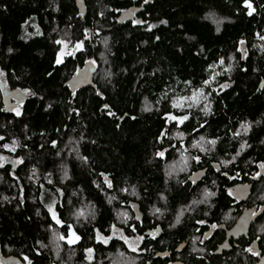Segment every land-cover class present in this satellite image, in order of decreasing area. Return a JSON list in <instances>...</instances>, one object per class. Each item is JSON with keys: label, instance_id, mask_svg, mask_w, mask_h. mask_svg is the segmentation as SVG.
<instances>
[{"label": "trees", "instance_id": "1", "mask_svg": "<svg viewBox=\"0 0 264 264\" xmlns=\"http://www.w3.org/2000/svg\"><path fill=\"white\" fill-rule=\"evenodd\" d=\"M84 2L86 15L82 18L75 0H0V69L6 73L0 81V136L4 137L0 145L11 146L12 140L19 142L14 152L0 147V156L7 153L23 161L15 165L7 160L0 167V254L16 258L21 264L24 256L34 264H130L133 259L136 264H168V257L154 255L155 249L163 250L167 246L183 264H253L251 257L239 250L222 257L191 254L188 247L197 226L194 222L203 218L219 219L225 209L234 216L236 203L222 189L220 180L224 184L226 179L219 175L216 197H211L207 204H196L191 212L185 211L180 223L175 228L169 227L176 220L179 206L187 204L201 185H212L211 179L215 178L208 168L211 175L207 174L192 186L182 173L169 179L165 165L173 162L174 150L180 145L171 146L162 159L154 153L163 148L156 143L161 131L165 133L161 142L174 140L175 130L186 134L182 142L187 148L192 137L216 139L217 143L210 145V153L203 154L198 149L192 152L207 163L214 161L228 176H235L230 183L241 178L250 185L248 205L253 204L258 193L264 195V175L252 179L258 171V162L264 161L261 143L264 140V86L258 89L264 77V52L260 50L264 40L257 36L264 35V8L260 7L264 0H250L256 9L252 17L245 14L243 0ZM161 19L168 23L159 24ZM215 19L221 21L219 32ZM134 20L146 23L134 24ZM148 24L155 27L149 31ZM37 28L39 36L35 35ZM85 30L87 40H84ZM105 37L107 44L103 42ZM57 39L69 46L83 41L85 49L65 56L63 64L55 65L59 50L55 44ZM240 40H244L247 51L243 60L236 50ZM9 47L14 50L11 54L7 52ZM201 48L203 52L194 55ZM229 56L233 57L232 69L224 72L216 61L223 57V67H227ZM85 60L95 63L89 65ZM210 64L216 65L215 72L220 73L211 85L219 95L202 85L204 79L213 75V69L208 68ZM49 72L51 76L47 75ZM106 72L111 75L106 76ZM72 78L88 84L72 89L64 84ZM185 80L190 82L188 86L183 83ZM224 83L230 87L220 92L217 85ZM201 87L211 101L210 115L205 116L201 111L204 101L193 107H171L174 99L187 98ZM23 89L35 95L26 94ZM97 91L100 96L96 95ZM69 99L73 101L71 106L79 110V117L69 112ZM105 103L116 117L101 111ZM146 104L151 106V111H143ZM17 105L22 113L20 117L10 111ZM166 112L187 115L188 119L179 126L175 121L165 123ZM125 113L127 116L119 119ZM244 122L250 125L248 134L241 131L234 138L232 133ZM53 140L56 147H52ZM241 142L250 147L241 151L227 167L221 164V160L235 156ZM70 149H78L89 164L85 166ZM65 166L68 179H63ZM33 168L36 169L35 183L29 179ZM102 174L110 178L112 188L106 187ZM48 179L52 180L51 184ZM122 188L127 191H119ZM133 189L136 196L129 195ZM108 195L116 197L111 204ZM161 196L165 199L161 200ZM131 198L143 210L151 205L160 207L159 218L143 211V224L133 221L131 211L121 204ZM53 200L56 201L54 210L62 221L59 226L45 207ZM79 203L92 207L87 222L78 223L74 218L72 210ZM123 207L129 215L127 224L118 223L115 215V210ZM115 221L125 235L145 237L144 225L151 226L157 221L161 222L162 233L152 242L153 249L146 247L144 238L137 252L130 251L115 237L107 245L97 242L96 231L109 236ZM69 224L80 240L72 245L56 240L62 248L57 259L49 247V231L54 228L65 235ZM131 227L137 231L132 232ZM253 229L254 225L250 237ZM37 241L45 247L39 248ZM180 243L184 244L182 250L174 252ZM87 248L93 249L91 260L85 258ZM34 249L41 254L37 256Z\"/></svg>", "mask_w": 264, "mask_h": 264}, {"label": "snow or ice", "instance_id": "2", "mask_svg": "<svg viewBox=\"0 0 264 264\" xmlns=\"http://www.w3.org/2000/svg\"><path fill=\"white\" fill-rule=\"evenodd\" d=\"M144 3L147 4L149 3V0H144ZM242 7L244 9H246V12L245 14L249 17H252L256 11V9L254 8L253 4L250 2V0H243V3H242ZM261 8H264V5H261L260 6ZM53 11H55V9H53ZM111 11V9H110ZM101 15H103V13H101ZM25 23H27V21H25ZM134 24L136 23H146V22H141V21H133ZM168 22L166 20H163L161 19L159 21V24L161 25H166ZM214 23L217 24V28H216V31L219 32L220 31V28H219V24L221 23V21L219 19H215L214 20ZM33 27H35V25H33ZM155 25L153 24H148L147 25V30H151L152 28H154ZM55 31V29L53 30ZM35 35L39 36L41 35L39 29L37 28L36 31H35ZM258 36V39L260 40H264V35H260V34H257ZM88 39V35H87V30H85V35H84V40H87ZM156 39L158 40L159 37H156ZM189 39H192L191 37H189ZM105 44H107V37L104 38V41H103ZM244 40H240L237 42L238 44V47H237V52H241L242 55L240 57L241 60L245 59L246 56H247V51L243 48V45H244ZM55 44L59 46V50H57L56 52V56H55V65H61L64 63V57L65 56H73L76 52H82L84 51L85 49V44L83 43V41H77L74 45H72V51H66V49L69 47V44L66 43L64 40L62 39H57L55 41ZM262 52H264V47H262L260 49ZM13 49L11 47H9L7 49V52L9 54L13 53ZM203 52V48L200 49V51L198 53H194V55H199L200 53ZM228 61H229V64L227 67H223L225 61H224V58L221 57L219 58L217 61H216V64L220 65L222 68H223V71L224 72H230L231 69H232V64H231V61L233 59L232 56H229L228 58ZM84 63L86 64H89V65H93L95 63V61H92V60H85ZM215 66L216 65H213V64H210L208 65V68L210 69H213V75L212 76H209L207 79H204L202 81V85L205 86V87H208V88H211V92L212 93H215L216 95H219V92H217V89L216 88H213L211 85H212V81L214 80L215 76L217 75H220L219 72H215ZM246 69H241V71H245ZM207 71V69H206ZM253 71H255V69H253ZM6 73L3 69H0V81H3V78L5 77ZM48 76H51L52 73L49 72L47 73ZM106 76H110L111 73H105ZM179 82V81H178ZM186 86H188L190 84V82L188 80H185L183 82ZM217 87L219 88V91L220 92H223L225 89H227L228 87H230V85L228 83H224V84H218ZM23 91L26 93V94H29V95H35V93H32L30 92L29 89H23ZM169 91H171V88H169ZM96 95L100 96L101 93L99 91H97ZM168 96V93L165 92L163 94V98H167ZM203 100L204 101V104L205 106L201 109V111L203 112V114L205 116H208L211 114V101L209 100V96L208 95H205L204 94V88L201 87V88H197L196 91L193 93L192 96L190 97H177L176 99H174L171 103V107L173 109H179L181 107H183V101L185 100H189L191 101L192 103L188 104L187 106L188 107H193L196 103L199 102V100ZM68 104H69V112L70 113H74L77 117L80 116V112L79 110H77L75 107H72L71 105L73 104V101L71 99L68 100ZM48 107H51V105H48ZM152 108L150 105H145V107L143 108V111L145 112H148V111H151ZM10 111L14 114V116L16 117H20L22 115L21 111L19 110V105H17L16 107L10 109ZM101 111H103L107 116L109 117H116V113L113 112L109 105L108 104H104L102 105L101 107ZM127 116V113L124 114V116H121L119 117V119H124L125 117ZM130 119H135V117H130ZM163 119L165 120V123H168L170 121H175L177 123V126H179L180 124H182L185 120L188 119V116L187 115H181V116H176V115H173L171 112H166ZM256 123H259V121H257ZM119 126V125H117ZM0 127H2V125H0ZM200 127H204L203 124L200 125ZM250 130V125L247 123V122H244L240 125V128L237 129L235 132L232 133V136L235 138L237 136H239L241 134V131H243V134L244 135H247L248 132ZM195 131V129H194ZM165 135V133L163 131H161L160 133V136L156 138V143H160L161 140L160 138L163 137ZM181 138L183 137V133H179L178 134ZM83 139V137H81ZM218 139V138H217ZM4 140V137L3 136H0V141H3ZM94 142V141H93ZM208 144V145H215L217 143V140L216 139H213V140H208V141H204V138L201 137L200 138V142H196L193 144V147H199L200 151L201 152H204V153H207V152H211L212 151V148H205L204 147V144ZM261 143L264 144V140H261ZM19 142L17 140H12L11 141V146L8 144V143H4L2 145H0V147H3L5 150L7 151H10V152H14L16 150V147L18 146ZM52 144V147H56V141L53 140L51 142ZM181 147H183V145H181ZM246 147H250V145L246 144V142H241L240 143V146H239V149L237 150L236 154L234 157H232L231 160H221L220 163L223 164L225 167H227L229 164L233 163V161L235 160V158L237 156L240 155L241 151H243ZM70 151H75L76 153V156H77V159H79L85 166L89 164V161L87 159V157L83 156L80 154L79 150L78 149H70ZM167 151V149H164L163 151L161 150H157L154 155L156 157H159V158H164V155H165V152ZM57 155H60L59 152H57ZM187 157L184 156L183 152H181V162L184 163V167H181L179 168L178 170L183 172V171H186L187 170ZM191 160H194L196 161L197 163H199L200 161V157L199 156H192L190 157ZM4 160V157L0 156V161H3ZM15 165H19V164H22L23 161L20 159V158H17L15 160ZM0 167H3V163H0ZM258 169H260L261 171H256L253 175H252V179L253 180H256L257 177H261L262 175H264V162H261L259 164H257L256 166ZM217 171H219V169H217ZM166 175H171V172L169 173H166ZM237 175H239V173H237ZM36 176V169L33 168L32 169V175L29 176V179L32 180L33 183H35V179H33V177ZM15 179V177H13ZM68 172H67V168L65 166L64 168V176H63V179H68ZM106 179V187L107 188H112L113 185L110 181H107V178ZM189 179H191V177H189ZM48 183L51 184L52 183V180L51 179H48ZM179 183L183 184L184 182L183 181H179ZM41 187H43L41 185ZM245 188L247 187V185L244 186ZM119 191L121 192H126L127 189H120ZM56 192L59 193L60 192V189L57 188L56 189ZM228 194L231 196L232 195V192L231 190H229ZM73 195H75V193H73ZM129 195H132V196H136L137 193L135 192V190L133 189ZM216 196V192H213V191H209L207 188L203 189V195H202V198L200 200H194L192 203L193 205L195 204H200V203H204V204H207L208 203V200L209 198L211 197H214ZM5 200H7L8 198L7 197H4ZM116 197L115 196H112L108 199V203L111 204L113 202V200H115ZM161 200L165 199L164 196H161L160 197ZM23 203V200H21V204ZM56 201L53 200L50 204H47L45 205V207L47 208V211L48 213L50 214L51 216V219L53 220V222L59 226L61 225L62 221L57 217V214H56V211H54L53 209V204H55ZM209 207H211V205H209ZM189 209L188 208H184L183 211L181 212H178L177 213V216H176V220L174 223L170 224L169 227L171 228H175L177 224L180 223V217L183 215V213L185 211H188ZM151 212L153 215H157V214H161V210L159 208H156L155 206H153V208L151 209ZM256 213H252V215H255ZM36 215L39 216L40 215V211L39 209L37 210L36 212ZM84 215V213H81V212H76L75 213V216L77 217H80ZM205 216L208 215V212H205L204 213ZM121 217H123V220L121 221L122 223H125L127 224L128 222V219H129V216H128V213L127 212H118L117 213V219H120ZM157 218H159V216H157ZM138 219V218H136ZM198 224H203L204 221L203 220H198L197 221ZM51 227V226H50ZM68 237L67 239L64 237V236H61L58 232H55L54 231V237L56 240H65L66 239V242L69 244V245H72L74 243H76L77 241L80 240V237L73 231V227L71 224H69L68 226ZM112 232H113V235H117V238L118 239H121L123 240L124 244H126L128 247H129V250L132 251V252H137V249L139 247V242L142 241L144 239L143 236H140V235H137L134 237L133 240H129L128 237L124 236L123 232L120 231L119 229H117L115 227V225H112ZM213 228L216 227V225H212ZM94 231H96L94 229ZM131 231L132 232H136L137 229L135 227H131ZM151 235V233L149 234ZM207 238V236H205V239ZM261 237L260 236H257L256 239H260ZM112 239V236H103L99 233V231H96V241L99 242V243H102L104 245H107L109 240ZM38 245H39V248H44L45 245H43L42 243H40V241H37L36 242ZM201 243H203V241H201ZM253 243H255V241H253ZM56 250L57 252L59 251V245L56 244ZM34 251L36 252V255L39 256L41 253L38 249H34ZM195 251V249H194ZM202 251V249H201ZM245 251H251L253 255H256L257 253L255 252L254 249H245ZM93 252V249L91 248H87L85 249V253H86V256L85 258L88 259V260H91V253ZM157 255H164V256H167L168 253L165 252L163 254L161 253H157ZM23 261H24V264H34V262L32 260H30L27 256H24L23 257ZM130 264H136L135 260H131L130 261Z\"/></svg>", "mask_w": 264, "mask_h": 264}, {"label": "flooded vegetation", "instance_id": "3", "mask_svg": "<svg viewBox=\"0 0 264 264\" xmlns=\"http://www.w3.org/2000/svg\"><path fill=\"white\" fill-rule=\"evenodd\" d=\"M81 81V80H80ZM82 82V81H81ZM159 144L163 145V148H160L159 150L163 151L164 149L170 150L171 146L179 144L183 145L182 150L188 151V148L184 146V142L178 143L174 140H165L164 142H160ZM177 149L174 150V152ZM166 151V152H167ZM191 153H193L191 151ZM193 153L192 156L194 155ZM210 162L203 161L200 158L199 163L193 160V163L187 168V170L182 173L186 175V180L188 181L189 186L197 184L199 181H201L205 176L208 174V168L213 171V174L211 175L215 179H211L212 185L209 183V189L210 191L216 192L218 190V181L217 177L221 175L222 178L226 179V183L223 184V181L220 180L222 189L225 191L226 194H228L229 190H231L232 195L231 198L233 199L234 203H236V215H234L233 220L228 219L227 215V209L223 210L220 214L219 219H200L203 220V224H198L196 220L194 223L197 225L195 228L194 235L190 237V246L188 247L190 249L191 254H194L198 257H205L206 255H215V256H225L230 251L239 250L243 253L244 256H250L253 260V264H264V223L262 221V217L264 216V195L262 193H258V197L254 200L252 205H248V199H249V189H246L247 187H250L248 185L246 188L244 187L246 184L241 181L240 179H237L235 182H231V179H235V176H228L227 172L224 171L222 168H220L216 163H213L214 161L209 160ZM264 162V161H263ZM261 162H258V164ZM219 169V171H217ZM203 170V172H202ZM258 171H261L258 169ZM191 177V179H189ZM259 178V177H257ZM106 184V181L104 182ZM215 184V186H214ZM215 187V188H213ZM216 196H214L215 198ZM213 198V197H212ZM129 202H136L138 201L135 199H127L125 203H121L122 205L126 206L130 211L131 208L128 205ZM139 204V203H138ZM155 205H151L153 207ZM150 207V208H151ZM150 208L141 209L139 205V209L142 212L143 211H149ZM132 213V211H131ZM252 213H256L255 215H252ZM133 217V213L131 215V219ZM147 217V215L144 213V218ZM143 221V217L141 222H139L141 225ZM237 226L234 228L232 232H230V229L236 224ZM161 222L157 221L154 222L151 226L144 225L143 234L145 235V245L147 248H152V242L155 241V239H158L159 236L162 233V227ZM212 225H216L215 228L212 227ZM254 225V234L252 237H250V229ZM67 232V230H66ZM65 232V235H66ZM151 233V235H149ZM215 235H219V238L214 239L213 237ZM205 236L207 238L205 239ZM257 236H260V239H256ZM213 239V240H212ZM203 241V243H201ZM213 243H210V242ZM255 241V243H253ZM188 242V238H187ZM186 243V242H185ZM209 244V245H208ZM184 244L180 243V245L175 247L174 252L176 253L180 252L182 250ZM165 249L159 250L155 249L156 253L154 255L158 256L157 253H165L167 252L168 255H159L160 258L168 257V264H183L179 259L178 256L175 255V253H171V250H169V247H164ZM195 249V251H194ZM202 249V251H201ZM245 249H254L257 253L256 255H253L251 251H245ZM171 254H174V256ZM176 256V258H175ZM172 258V259H171ZM14 262V263H13ZM11 262V259H7L6 257L2 256L0 254V264H16V260Z\"/></svg>", "mask_w": 264, "mask_h": 264}, {"label": "rangeland", "instance_id": "4", "mask_svg": "<svg viewBox=\"0 0 264 264\" xmlns=\"http://www.w3.org/2000/svg\"><path fill=\"white\" fill-rule=\"evenodd\" d=\"M245 49V48H244ZM246 50V49H245ZM66 51H72V46H69L67 49H66ZM241 53V52H240ZM241 55H242V53H241ZM193 94H191L190 96H192ZM189 96V97H190ZM203 102V100L201 99V100H199V102L198 103H196L195 105L197 106V105H199L200 103H202ZM183 103V106H185V105H188V104H186V103H192L191 101H189V100H185V101H183L182 102ZM204 107V106H203ZM243 132V131H242ZM179 133H182V132H180V131H178V130H175L174 132H173V139L175 140L176 139V141L178 142V143H181L182 142V140H184V139H186L187 138V135L186 134H184L183 133V137L181 138L178 134ZM201 138V137H200ZM200 138H196V137H192L191 138V140H190V142H188V151L186 152V151H183V150H181L179 147H178V149L174 152V160H173V162H169V163H167L166 165H165V173H169V172H171V175H166L169 179H170V177H175V176H177L178 174H180V173H184L185 171H183V172H181V171H179L178 169L179 168H181V167H184V163H182L181 162V152H183V154H184V156L185 157H187V158H189V159H187V168L191 165V159H190V157H192V155L193 154H191V151H197V149L200 151V149H199V147H193V144L194 143H196V142H200ZM204 138V137H203ZM204 141L206 142V141H208V139H206V138H204ZM204 147L205 148H212V146H210V145H208V144H204ZM201 152V151H200ZM201 153H203V154H207V153H210V152H207V153H204V152H201ZM195 155V154H194ZM195 156H197V155H195ZM2 157H4V160L3 161H0V163H4L5 161H7V160H9V161H12L13 163L15 162V159H13L12 157H10L9 156V154H7L6 153V156L4 155V156H2ZM32 175V174H31ZM34 179H35V177H33ZM205 188H207L209 191H210V187H209V184H204V185H201L198 189H197V192L195 193V195H193L190 199H189V202L187 203V204H185V205H180L179 206V212H181V211H183V209L184 208H188L189 210H188V212H191V210L195 207V205H193V201L194 200H200L201 198H202V195H203V189H205ZM111 197V195H108V198L107 199H109ZM196 197H198L197 199H196ZM210 199V198H209ZM156 208H159L160 210H161V208L160 207H157V206H155ZM153 207H151L150 209H149V213L152 215V216H154L153 214H152V212H151V209H152ZM53 209H54V204H53ZM55 211V210H54ZM162 211V210H161ZM72 212H73V214H74V218L76 219V221L79 223V222H81V221H88V219H89V216H91V214H92V207H90L89 205H87V204H81V203H79L78 205H76L74 208H73V210H72ZM76 212H81V213H84V215H82V216H80V217H77V216H75V213ZM115 212H116V219H117V213L118 212H127L126 211V208H119V209H116L115 210ZM57 214V213H56ZM184 214V213H183ZM158 216H160V214H157ZM227 215H228V219L229 220H231V217H234V216H232V215H230L229 214V212H227ZM129 216V215H128ZM156 219H158L157 217H156ZM123 220V217H121L120 219H117V222L119 223V222H121ZM125 224V223H124ZM112 225H115V227L117 228V229H119L120 231H122L123 232V230L116 224V221H115V223L114 224H112ZM111 225V226H112ZM111 231H110V235L112 236V237H115V238H117V235H113V232H112V227H111V229H110ZM54 231H55V229L54 228H52L50 231H49V247H50V249L52 248V250H54V254L57 256V259H59V257H58V255H59V253L61 252V250H62V248L61 247H59V251L57 252V250H56V244H57V242H56V239H55V237H54ZM53 232V233H52ZM56 232V231H55ZM60 234V233H59ZM123 234H124V232H123ZM61 235V234H60ZM109 235V236H110ZM124 236H126V237H128L129 238V240L131 241V240H133L134 239V235H125L124 234ZM121 240V239H120ZM122 242H123V240H121ZM124 243V242H123ZM139 245H141V241L139 242ZM125 246L129 249V247L125 244ZM138 250V249H137ZM24 262V261H23Z\"/></svg>", "mask_w": 264, "mask_h": 264}, {"label": "water", "instance_id": "5", "mask_svg": "<svg viewBox=\"0 0 264 264\" xmlns=\"http://www.w3.org/2000/svg\"><path fill=\"white\" fill-rule=\"evenodd\" d=\"M75 6H76L79 14L83 18L86 15V6H85L84 0H75ZM243 48H245V45H243ZM64 84L65 85H68L72 89H75V88H79V87H82V86H86L88 84V82L87 81L86 82H81L80 80H78L76 78H72V79L66 81ZM263 86H264V77L259 81V83H258V89H262ZM105 178H107V181H110V178L107 175L102 174V179H103L104 182L106 181ZM246 189H249V187H247ZM128 205L130 206V208H131V210H132V212L134 214L133 219L136 220V221H141L143 216H142V212L139 209V204L136 203V202H129ZM136 218H138V219H136ZM237 224L238 223H236L230 229V232H232L234 230V228L237 226ZM73 231L78 235V233L75 231L74 228H73ZM61 236H64L67 239V237H68V228H67L66 235H61ZM66 239L65 240H61V241L64 242V243H67L66 242ZM7 259H9V260L11 259V262H13V261L16 260V264H21L20 262L17 261L16 258H7Z\"/></svg>", "mask_w": 264, "mask_h": 264}, {"label": "bare ground", "instance_id": "6", "mask_svg": "<svg viewBox=\"0 0 264 264\" xmlns=\"http://www.w3.org/2000/svg\"><path fill=\"white\" fill-rule=\"evenodd\" d=\"M202 172H203V170H202ZM131 211H132V210H131ZM132 213H133V212H132ZM133 216H134V214H133ZM132 220H133V221H136V220L133 219V217H132ZM136 222H141V221H136Z\"/></svg>", "mask_w": 264, "mask_h": 264}]
</instances>
